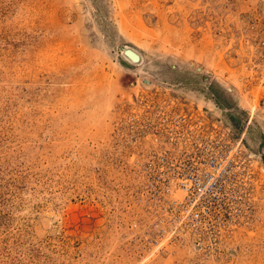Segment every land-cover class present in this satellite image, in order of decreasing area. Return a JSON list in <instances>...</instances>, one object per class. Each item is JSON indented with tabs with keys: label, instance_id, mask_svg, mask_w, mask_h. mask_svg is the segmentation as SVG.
Returning <instances> with one entry per match:
<instances>
[{
	"label": "rangeland",
	"instance_id": "374dc122",
	"mask_svg": "<svg viewBox=\"0 0 264 264\" xmlns=\"http://www.w3.org/2000/svg\"><path fill=\"white\" fill-rule=\"evenodd\" d=\"M181 136L233 158L195 232ZM0 264H264V0H0Z\"/></svg>",
	"mask_w": 264,
	"mask_h": 264
},
{
	"label": "built area",
	"instance_id": "2783aa9c",
	"mask_svg": "<svg viewBox=\"0 0 264 264\" xmlns=\"http://www.w3.org/2000/svg\"><path fill=\"white\" fill-rule=\"evenodd\" d=\"M181 137L185 139V136ZM182 138L180 142L174 138L173 142L172 148L178 151V157L171 155L173 152L168 149L171 152L169 158L172 160L164 156L161 160L159 159L167 165L160 170L161 176L167 179L163 184L164 191L172 196L177 191L183 193L181 200L172 198L165 211L171 220L184 222V226H188L191 232H195L203 223L210 220L209 209L205 205L219 186L225 184L223 177L230 174L233 169V158L226 153H220V155L211 153L203 156V149L199 144L193 145L191 148L194 149H191L187 146V139L181 142ZM179 143H181L180 146ZM206 156L207 159H204Z\"/></svg>",
	"mask_w": 264,
	"mask_h": 264
},
{
	"label": "water",
	"instance_id": "95a60500",
	"mask_svg": "<svg viewBox=\"0 0 264 264\" xmlns=\"http://www.w3.org/2000/svg\"><path fill=\"white\" fill-rule=\"evenodd\" d=\"M129 56H130L131 59H133L135 61L138 60V56L135 55V54L130 53Z\"/></svg>",
	"mask_w": 264,
	"mask_h": 264
},
{
	"label": "bare ground",
	"instance_id": "6f19581e",
	"mask_svg": "<svg viewBox=\"0 0 264 264\" xmlns=\"http://www.w3.org/2000/svg\"><path fill=\"white\" fill-rule=\"evenodd\" d=\"M128 57V56H127ZM133 60V59H132Z\"/></svg>",
	"mask_w": 264,
	"mask_h": 264
}]
</instances>
